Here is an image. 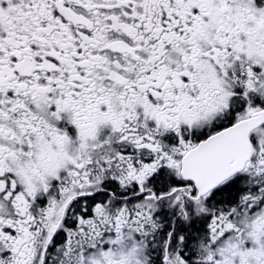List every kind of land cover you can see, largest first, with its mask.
Here are the masks:
<instances>
[{
  "label": "snow or ice",
  "instance_id": "6c2138e0",
  "mask_svg": "<svg viewBox=\"0 0 264 264\" xmlns=\"http://www.w3.org/2000/svg\"><path fill=\"white\" fill-rule=\"evenodd\" d=\"M0 264H264V0H0Z\"/></svg>",
  "mask_w": 264,
  "mask_h": 264
}]
</instances>
